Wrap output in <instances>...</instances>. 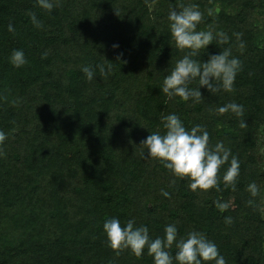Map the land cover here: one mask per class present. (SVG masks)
Instances as JSON below:
<instances>
[{
	"label": "trees",
	"instance_id": "1",
	"mask_svg": "<svg viewBox=\"0 0 264 264\" xmlns=\"http://www.w3.org/2000/svg\"><path fill=\"white\" fill-rule=\"evenodd\" d=\"M53 3L48 12L36 0H0V130L7 133L0 145V264H153L147 248L137 257L108 246L103 223L112 217L122 226L129 219L146 225L153 239L168 224L178 239L198 231L226 264H264V0ZM189 4L202 13L198 31L229 37L194 59L230 48L241 61L231 91L201 88L199 102L161 91L189 51L171 39L168 13ZM15 49L27 59L19 68L9 62ZM102 63L113 65L111 75L100 74ZM85 65L96 69L92 80ZM229 102L243 105V115L216 111ZM170 113L186 129L202 125L210 146L222 141L231 150L229 163L231 156L240 162L235 189L222 181L229 163L218 171L219 189L192 191L189 178L142 157L141 141L163 134L162 117ZM252 182L256 197L247 191ZM216 201L229 209L221 212ZM169 251L174 256L175 245Z\"/></svg>",
	"mask_w": 264,
	"mask_h": 264
},
{
	"label": "clouds",
	"instance_id": "2",
	"mask_svg": "<svg viewBox=\"0 0 264 264\" xmlns=\"http://www.w3.org/2000/svg\"><path fill=\"white\" fill-rule=\"evenodd\" d=\"M37 5L51 12L54 7L53 0H36ZM33 25L42 27L41 21L35 13H30ZM171 39L176 48L189 51L175 62L174 67L164 76L161 91L168 97L178 96L184 101L192 100L199 102L202 98L201 88H206L211 94L221 90L231 91L237 72L241 68L238 57L231 55V50L225 49L219 53H210L207 60H197L199 50L207 49L215 40L217 44L227 43L229 37L222 31L215 34L209 31L197 30L201 22L202 13L197 5H182L179 10L173 8L167 17ZM8 31L14 32L11 23ZM118 48V44H113ZM241 47L243 45L241 44ZM44 55H47L46 53ZM9 62L14 67H21L27 63L24 51L15 49L12 51ZM96 68L102 76L107 77L113 72L110 63L98 64ZM82 72L88 80H92L96 69L85 65ZM197 81L196 87H190L192 81ZM219 114L233 112L236 116L243 115V105L229 102L216 109ZM164 133L150 132L140 144L147 150L141 153L142 157L160 160L164 166L176 177H187L191 181L189 188L208 190L219 189L218 171L221 166L229 163L231 150L226 148L223 142H217L214 146L209 145V133L202 125H194L186 129L183 121L175 113L162 117ZM241 126H244L242 122ZM7 139V133L0 130V145ZM2 154V153H0ZM240 174V162L235 156H231L229 166L225 170L222 181L225 187L231 185L235 189L237 177ZM247 191L252 197L259 194V187L255 182L247 185ZM162 195L169 196L167 191L162 190ZM251 204L252 201H249ZM216 208L221 212L229 209L227 201H216ZM231 217H225V223L230 224ZM103 232L107 244L113 250L123 248L130 249L132 253L140 257L145 248L147 254L153 258V264H204L214 261V264H226V260L220 254L217 245L198 231H190L186 237H178L175 224H168L164 228V236L152 238L146 225L136 226L134 219H129L124 226L117 217L106 219L103 223ZM175 245L174 256L169 249Z\"/></svg>",
	"mask_w": 264,
	"mask_h": 264
},
{
	"label": "rangeland",
	"instance_id": "3",
	"mask_svg": "<svg viewBox=\"0 0 264 264\" xmlns=\"http://www.w3.org/2000/svg\"><path fill=\"white\" fill-rule=\"evenodd\" d=\"M263 149H264V142H263Z\"/></svg>",
	"mask_w": 264,
	"mask_h": 264
}]
</instances>
